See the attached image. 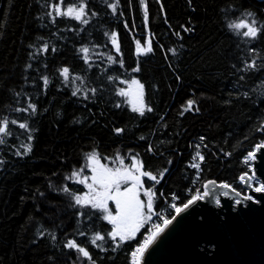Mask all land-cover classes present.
Returning <instances> with one entry per match:
<instances>
[{
	"label": "trees",
	"instance_id": "1",
	"mask_svg": "<svg viewBox=\"0 0 264 264\" xmlns=\"http://www.w3.org/2000/svg\"><path fill=\"white\" fill-rule=\"evenodd\" d=\"M57 2L0 0V120L17 121L9 123L11 135L0 144V264H90L64 247L69 238L85 246L95 264H128L147 226L115 247L102 214L75 206L63 191H87L66 177L80 168L89 175L86 157L92 152L109 167L117 155L130 164V156L139 154L145 170L168 169L154 187L155 210L165 216L175 214L171 203L186 202L189 189L203 191L209 180L244 193L239 178L251 172L247 154L264 142L258 130L264 124V31L248 42L228 25L254 18L264 26V0H145L147 22L140 0H86L87 24L64 16L53 22L48 13ZM149 39L152 51L137 53L136 41L147 47ZM83 47L90 49L87 63ZM252 59L258 67L245 70ZM65 67L67 82L60 74ZM132 78L144 85L152 108L143 116L116 94L127 87L120 81ZM189 99L196 101L194 109L181 115ZM29 134L31 151L17 155ZM196 145L204 156L199 173L190 167ZM173 194L179 199L173 201ZM95 232L105 235L98 241L104 250L89 242Z\"/></svg>",
	"mask_w": 264,
	"mask_h": 264
},
{
	"label": "snow or ice",
	"instance_id": "2",
	"mask_svg": "<svg viewBox=\"0 0 264 264\" xmlns=\"http://www.w3.org/2000/svg\"><path fill=\"white\" fill-rule=\"evenodd\" d=\"M141 4L144 5V19L145 22L148 20L147 6L145 0H140ZM110 8L113 11L116 10V4H109ZM66 8V10H62ZM87 3L86 0H79L78 4H67L66 0H58V2L53 6V11H50L48 15L53 18V22L57 17H69L80 21L83 24H87L88 20L85 18L88 15ZM91 15H95L94 12ZM247 16L251 17L252 13H247ZM127 27V25H125ZM230 30H234L236 34L243 38H247V41L250 42L257 38V36L264 31V26L258 25L257 21L252 18L251 20H241L239 23H230L228 25ZM243 30V31H241ZM188 31V29H185ZM179 35V34H177ZM111 41L115 47L117 53L120 52L119 43L117 40V34L115 32L111 33ZM137 44V53L151 52V39L147 41V47H141L140 41H136ZM44 52L48 51L47 45L44 46ZM55 51V49H53ZM90 49L88 47H83L81 52L85 54V62H88V53ZM175 53V50H170ZM256 50L249 49L250 54H255ZM109 61L115 63V59L112 56L108 57ZM121 66H123V61H119ZM256 59H252L251 62L245 61L244 69L251 70L257 68ZM133 71H139V67L133 69ZM60 74L64 77V80L67 82L69 80V69L67 67L60 70ZM243 78V77H241ZM79 79V77H74L73 80ZM109 79H113L109 77ZM44 84L47 85L48 78L43 77ZM120 83L127 85V87H122L116 90V94L120 97L125 98L126 102L131 105V110L143 116L145 111L151 112L152 108L147 106L144 100V85L135 78L131 80H123ZM79 89H76L73 92V95H76ZM95 94L96 89L90 90ZM196 101L189 99L186 102L185 106H182L181 115L184 112L194 109ZM120 105L118 104L117 107ZM29 109L32 112H35L36 107L34 104H29ZM198 111V109H195ZM17 111H28V109H17ZM9 123L17 124L16 120L9 121L7 118L0 120V144L5 143L3 136L11 135L9 131ZM20 129L28 130L27 123H19ZM264 131V124L258 129ZM123 129H116L117 133L122 132ZM29 143L21 145L23 148V153L17 152V155H27L31 151L30 141L33 139L32 135L29 134L27 137ZM143 139V137H142ZM203 140V137H201ZM200 145H196L195 155L192 157V163L190 164L191 168L197 170V173L201 170V163L204 161V156L199 151ZM264 149V142L257 144L255 146V151H250L247 154L246 162L254 161L256 159V154L259 150ZM152 151L151 146L148 149ZM88 163L86 167L90 170L91 175H84V168L79 170H74L70 176L66 177L68 180H73L75 183L83 185L87 191L82 194H77L72 192L67 186L63 188V191L71 196L75 202V206H78L81 209H92L102 214V219L111 225V230L107 233L108 239H110L115 247L136 239L137 235L141 233V229L145 225L150 224V227L147 228V234L144 236L142 241L137 242V246L131 253L132 264H143L145 259V253L149 250L150 246L157 242L158 238L165 233L169 226L177 220L182 213L188 210L191 206L196 204L199 201L204 200L205 198H214L217 205L220 204L219 196L216 195L215 188L227 189L232 193H235L237 197L241 195L232 185L228 183H221L217 186L216 181H206L203 184V191L200 188H196L194 191L189 189L191 192V197L187 199L186 202L177 205L176 203L170 204V209L174 211V215L165 216L156 209V199L157 193L154 190L155 184H159L160 181L164 178L168 169L165 168L163 171L154 173L150 170H145L143 161L139 158V154L131 155L130 164L125 163V158L117 155L115 160L112 161L114 164L113 167H109L107 163H101L98 153L92 152L86 157ZM107 159V158H105ZM171 163V161H169ZM144 178L153 182V185L150 187H145ZM242 182H247L251 180L252 177L248 176L247 173L240 176L239 178ZM229 191H223L221 195L227 197ZM255 193H264V183H260L258 186L254 187ZM163 195V193H160ZM144 197L142 199L141 197ZM175 194L172 195V200H178ZM243 199L246 201H253L254 197L252 195H244ZM236 204H240L241 200L237 199ZM110 204L112 206H110ZM81 217L90 218V214L87 212H80ZM153 217H156L160 222L157 223L153 220ZM79 236H86L87 233L84 231L78 232ZM55 239V237H53ZM105 241V235L95 232L90 238L91 245L103 249V245L98 243ZM64 247L70 250H74L78 253L79 258H85L90 261V264H95V261L92 260V256L88 249L83 246L81 243H78L75 238H69L66 240Z\"/></svg>",
	"mask_w": 264,
	"mask_h": 264
},
{
	"label": "water",
	"instance_id": "3",
	"mask_svg": "<svg viewBox=\"0 0 264 264\" xmlns=\"http://www.w3.org/2000/svg\"><path fill=\"white\" fill-rule=\"evenodd\" d=\"M252 173L264 183V149L252 161ZM250 181L239 197L216 187L219 205L205 198L191 206L150 246L143 264H264V193H255Z\"/></svg>",
	"mask_w": 264,
	"mask_h": 264
},
{
	"label": "rangeland",
	"instance_id": "4",
	"mask_svg": "<svg viewBox=\"0 0 264 264\" xmlns=\"http://www.w3.org/2000/svg\"><path fill=\"white\" fill-rule=\"evenodd\" d=\"M89 170V169H88ZM89 175H91V173H90V170H89ZM142 198V197H141ZM110 206H112L111 204H110ZM112 207H114V206H112ZM153 220L155 221L156 220V217H153ZM145 226H147V228L148 227H150V224H147V225H145ZM145 234H147V232L145 233ZM143 239V238H142Z\"/></svg>",
	"mask_w": 264,
	"mask_h": 264
},
{
	"label": "built area",
	"instance_id": "5",
	"mask_svg": "<svg viewBox=\"0 0 264 264\" xmlns=\"http://www.w3.org/2000/svg\"><path fill=\"white\" fill-rule=\"evenodd\" d=\"M136 247V246H135ZM135 249V248H134ZM128 264H132V257L130 256V260Z\"/></svg>",
	"mask_w": 264,
	"mask_h": 264
},
{
	"label": "flooded vegetation",
	"instance_id": "6",
	"mask_svg": "<svg viewBox=\"0 0 264 264\" xmlns=\"http://www.w3.org/2000/svg\"><path fill=\"white\" fill-rule=\"evenodd\" d=\"M241 184H243V182H242V181H241ZM142 229H143V228H142ZM142 229H141V230H142ZM138 235H139V234H138ZM138 235H137V236H138Z\"/></svg>",
	"mask_w": 264,
	"mask_h": 264
}]
</instances>
